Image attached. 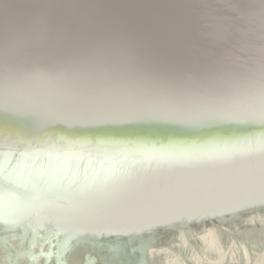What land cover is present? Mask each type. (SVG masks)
I'll return each mask as SVG.
<instances>
[{"label":"bare ground","instance_id":"obj_1","mask_svg":"<svg viewBox=\"0 0 264 264\" xmlns=\"http://www.w3.org/2000/svg\"><path fill=\"white\" fill-rule=\"evenodd\" d=\"M0 264H264V0H0Z\"/></svg>","mask_w":264,"mask_h":264}]
</instances>
